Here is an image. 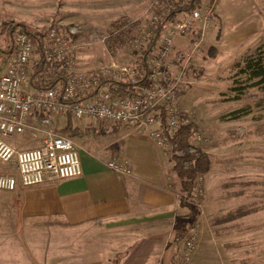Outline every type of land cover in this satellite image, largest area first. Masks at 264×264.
Segmentation results:
<instances>
[{"label":"rangeland","instance_id":"374dc122","mask_svg":"<svg viewBox=\"0 0 264 264\" xmlns=\"http://www.w3.org/2000/svg\"><path fill=\"white\" fill-rule=\"evenodd\" d=\"M152 1L0 0V29L2 23L14 21L46 36L47 29L54 26L71 41L77 69L89 71L109 57L124 62L141 55L124 46V37L148 23ZM123 25L124 36L112 38V31ZM6 40L0 31V47L6 46ZM259 45L264 51V0H216L213 23L174 101L177 111L196 123L192 141L208 155L210 164L196 178L199 187L188 200L170 171L177 185L176 200L182 198L189 205L180 207L165 224L166 246L175 251L173 264H195L202 251L210 264H264V83L250 85L254 80L241 70L243 58ZM175 49L174 63L187 46L177 42ZM96 125L103 133L111 127ZM53 131L77 143L70 132ZM165 155L172 165L170 153ZM147 226L120 223L66 229L39 224L32 226L37 230L23 225L16 231L14 225H0V264L92 263L96 250L129 248L134 243L132 234L146 232ZM258 230L260 257L253 255L256 241L250 235ZM190 235L194 247L183 261L180 254ZM238 246H245L243 262L237 256L228 260V252ZM79 250L82 254L74 255Z\"/></svg>","mask_w":264,"mask_h":264},{"label":"built area","instance_id":"2783aa9c","mask_svg":"<svg viewBox=\"0 0 264 264\" xmlns=\"http://www.w3.org/2000/svg\"><path fill=\"white\" fill-rule=\"evenodd\" d=\"M188 0H153L148 23L124 37V46L132 52L141 51L131 60L120 62L113 57L100 60L89 71L77 69L73 45L56 27L47 29L50 50L43 58V79L46 85L56 79L54 64L64 72V82L56 81L44 89L30 86V77L38 60L36 43L25 30H16L0 47V161H14L16 174H0V189L13 191L17 185H37L45 180H58L81 174L78 149L73 140L50 127L58 115L75 121L85 120L103 125H128L146 128L154 144L164 153L171 152L169 134L191 122L189 116L174 106L176 94L184 75L194 64V55L204 44L208 28L213 23L212 2L201 0L190 13L169 21L148 48L158 24L174 9L176 4ZM112 31V38L122 37L121 29ZM74 32V31H71ZM177 42L187 49L174 63ZM144 76L143 83L138 77ZM172 75H176L175 77ZM122 81L131 85V92L111 90L101 81ZM164 106V128L157 117L158 107ZM38 115L47 126L40 144L33 148L16 149L6 137L23 135L28 129L40 130L33 124ZM157 123V126L154 125ZM197 137V136H196ZM113 171L130 174L127 161L113 159L107 162ZM190 235L184 243L180 257L188 260L193 249ZM182 261V259H181Z\"/></svg>","mask_w":264,"mask_h":264},{"label":"crops","instance_id":"0c3cea01","mask_svg":"<svg viewBox=\"0 0 264 264\" xmlns=\"http://www.w3.org/2000/svg\"><path fill=\"white\" fill-rule=\"evenodd\" d=\"M32 120L40 130L28 129L23 135L6 137L16 149L40 144L47 126L39 117L34 116ZM71 121L72 127L78 130L72 136L77 137V143L73 142L78 149L81 174L31 186L18 184L13 191L0 189V225H14L16 231L25 225L32 231L37 230L32 226L39 224H55L66 229L96 224H148L145 228L148 232L132 234L131 247L96 250V259L88 264H173L175 251L171 245L166 246L165 224L173 220L181 206L176 200L177 185L166 153L154 144L146 128L114 125L108 133H103L96 129V124L87 127L91 123L87 120L77 123L71 118ZM66 123L67 116L58 115L50 127L58 130ZM113 159L127 161L132 172L126 175L108 168L107 162ZM16 172L14 161H0V174ZM250 235L256 241L253 255L260 257L261 232ZM145 239L154 242L140 245L139 240ZM244 248L238 246L236 252L229 251L228 260L233 261L237 256L238 262H243ZM80 252L74 255H81ZM204 253L196 256L195 264L204 261L210 264L209 259L202 257Z\"/></svg>","mask_w":264,"mask_h":264},{"label":"trees","instance_id":"16d2710c","mask_svg":"<svg viewBox=\"0 0 264 264\" xmlns=\"http://www.w3.org/2000/svg\"><path fill=\"white\" fill-rule=\"evenodd\" d=\"M201 0H188L184 4H176L173 11L162 20L156 29V33L151 40L148 48L154 45L158 35L164 29V26L174 19H179L184 17L186 14L190 13L193 8ZM212 2L213 0H208ZM16 30L27 31L35 40L36 50L38 54V60L32 69V74L30 77V86L35 89H44L46 86L53 85L56 81L64 82V72L62 69H58V64H54V70L56 72V79L49 82L48 85L44 83L43 75V58L45 54L50 50L49 41L42 33L37 31H28L24 24L9 21L2 23L0 31L8 39L12 33ZM243 67L242 72L248 73L249 80H254L250 85H259L264 83V51H261V46H257L255 50L245 56L242 60ZM144 76L138 77V83H143ZM105 82L106 86L111 90L118 92H131L132 87L127 82L122 81H104L102 80L100 84ZM177 97V95H176ZM157 111V117L161 128H164V106L160 105ZM89 130V129H87ZM61 133H71L75 134L78 132L77 128L72 127V121L70 116H67L66 125L57 130ZM166 131V130H165ZM197 131V125L195 122H190L185 126L180 127L177 131L169 134V142L171 146L170 160L172 162L171 171L174 173L178 180L179 188L182 194H184V199H189L191 194L198 189L199 184L196 181L198 176L204 175L209 169V159L208 155L195 144L192 139L194 138ZM167 132V131H166ZM179 205L181 207H189L188 203L182 198L179 200ZM194 216V215H193ZM194 218V217H193ZM183 223L181 222V225Z\"/></svg>","mask_w":264,"mask_h":264}]
</instances>
